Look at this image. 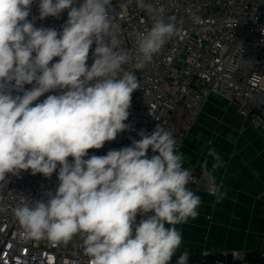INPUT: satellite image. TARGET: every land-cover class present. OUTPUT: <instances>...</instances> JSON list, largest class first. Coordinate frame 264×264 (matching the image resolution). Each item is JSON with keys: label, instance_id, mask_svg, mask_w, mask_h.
<instances>
[{"label": "clouds", "instance_id": "9594fccd", "mask_svg": "<svg viewBox=\"0 0 264 264\" xmlns=\"http://www.w3.org/2000/svg\"><path fill=\"white\" fill-rule=\"evenodd\" d=\"M33 3L0 0V191L9 174L28 170L46 178L57 172L58 184L13 208L20 238L54 245L78 238L88 264H171L183 243L177 226L196 219L202 204L173 133L157 124L131 146L101 156L89 150L130 128L125 121L140 88L132 69H143L182 29L175 17L166 21L136 0L153 23L128 49L112 0H39L40 20L67 11L59 31L28 19ZM207 156L213 171L222 166L214 148ZM200 167L209 194L223 200L208 160ZM189 256L185 249L176 264H188Z\"/></svg>", "mask_w": 264, "mask_h": 264}, {"label": "built area", "instance_id": "2783aa9c", "mask_svg": "<svg viewBox=\"0 0 264 264\" xmlns=\"http://www.w3.org/2000/svg\"><path fill=\"white\" fill-rule=\"evenodd\" d=\"M38 3L39 0H34L28 19L36 27H54L59 31L67 20V11L59 18L40 20ZM145 3L151 4L154 14L166 21L169 16L175 17L182 33L168 41L143 69H132L140 88L132 94L130 115L125 121L130 128L114 141L106 142L103 148L90 149L89 156L131 146L133 140L141 139L138 135L141 130L151 133L157 124L173 133L180 151L212 95L234 104L244 122L264 132V0H145ZM119 4L123 6L118 7ZM112 5L122 45L134 49L137 33L151 27L154 14L138 7L136 0L131 3L112 0ZM94 47L90 48L89 66ZM58 59L54 58L52 63ZM31 87L25 85V89ZM12 94L23 93L13 90ZM50 94L55 93H45L34 104ZM148 155H152L151 150ZM6 179L9 183L0 191V264H88L78 238L67 245H54L46 240H22L19 236L13 208L30 202L31 198L39 199L46 189L54 191L57 172L46 178L28 170L18 177L9 174ZM206 179L205 175L193 173L191 184L202 183L206 187ZM217 183L222 189L223 180ZM200 254L205 261L211 252L205 249ZM213 264H264V250L261 261L251 260L246 250L223 251Z\"/></svg>", "mask_w": 264, "mask_h": 264}, {"label": "crops", "instance_id": "0c3cea01", "mask_svg": "<svg viewBox=\"0 0 264 264\" xmlns=\"http://www.w3.org/2000/svg\"><path fill=\"white\" fill-rule=\"evenodd\" d=\"M225 100L212 95L180 149L185 167H192L197 176H204L200 167L208 160V170L223 180V200L217 202L202 183L189 187L202 198L196 219L178 225L185 249L199 254L207 249L221 255L231 249L261 254L264 250V132L244 122L242 117L217 103ZM217 106L218 109L212 108ZM214 148L223 162L212 170L213 160L207 156Z\"/></svg>", "mask_w": 264, "mask_h": 264}, {"label": "trees", "instance_id": "16d2710c", "mask_svg": "<svg viewBox=\"0 0 264 264\" xmlns=\"http://www.w3.org/2000/svg\"><path fill=\"white\" fill-rule=\"evenodd\" d=\"M179 255H175L173 258H172V261L171 263H174L176 264V260L178 259ZM220 257V255L218 254H210L205 261H202V256L201 254H192L189 256V262L188 264H192L193 262H197V264H213L214 260L216 258ZM250 259L253 260V261H261V254H258V253H253L251 254L250 253Z\"/></svg>", "mask_w": 264, "mask_h": 264}, {"label": "rangeland", "instance_id": "374dc122", "mask_svg": "<svg viewBox=\"0 0 264 264\" xmlns=\"http://www.w3.org/2000/svg\"><path fill=\"white\" fill-rule=\"evenodd\" d=\"M220 105L221 108L223 107H227L229 110H233L235 113H237V115L239 116V113L237 111V108L234 104H231V103H228L227 101L224 102V101H219L217 103V105ZM212 108H215V109H218L217 106L215 107L214 105H211ZM240 117V116H239Z\"/></svg>", "mask_w": 264, "mask_h": 264}]
</instances>
